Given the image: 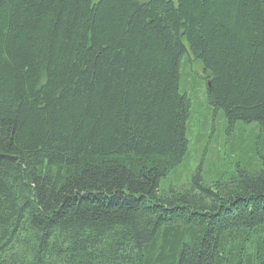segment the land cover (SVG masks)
Listing matches in <instances>:
<instances>
[{
  "label": "trees",
  "instance_id": "1",
  "mask_svg": "<svg viewBox=\"0 0 264 264\" xmlns=\"http://www.w3.org/2000/svg\"><path fill=\"white\" fill-rule=\"evenodd\" d=\"M186 57L255 128L173 184ZM0 264H264V0H0Z\"/></svg>",
  "mask_w": 264,
  "mask_h": 264
},
{
  "label": "rangeland",
  "instance_id": "2",
  "mask_svg": "<svg viewBox=\"0 0 264 264\" xmlns=\"http://www.w3.org/2000/svg\"><path fill=\"white\" fill-rule=\"evenodd\" d=\"M181 72L180 88L191 100V118L186 157L178 166L176 176L171 173L166 179H170L173 184L178 180L179 183L185 182L197 165L205 169L206 179L214 177L215 163L223 161L221 158L228 155L226 150H240L241 144H245L254 134L252 129L255 128V124L238 122L234 129L229 130L220 111L211 113L205 101V74L199 63L186 57L182 62Z\"/></svg>",
  "mask_w": 264,
  "mask_h": 264
}]
</instances>
